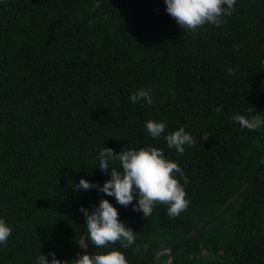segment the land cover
Wrapping results in <instances>:
<instances>
[{
    "label": "trees",
    "instance_id": "1",
    "mask_svg": "<svg viewBox=\"0 0 264 264\" xmlns=\"http://www.w3.org/2000/svg\"><path fill=\"white\" fill-rule=\"evenodd\" d=\"M224 19L219 28L186 31L164 0H0V219L12 228L0 264H37L41 254L50 262V252L71 262L112 250L127 264H156L158 248L249 180L264 155V126L241 129L231 117L264 118V0H236ZM141 88L151 90L152 106L130 101ZM148 120L166 122L160 138L149 136ZM181 127L197 140L183 155L164 139ZM104 147L161 149L188 177L184 184L176 174L188 209L169 218L167 205H156L143 217L135 199L123 207L95 188L74 190L81 178L102 187L111 167L122 171L118 161L108 173L98 168ZM102 199L135 233L128 249L90 241L79 209ZM166 259L158 255L159 264ZM169 264H264V163Z\"/></svg>",
    "mask_w": 264,
    "mask_h": 264
},
{
    "label": "clouds",
    "instance_id": "2",
    "mask_svg": "<svg viewBox=\"0 0 264 264\" xmlns=\"http://www.w3.org/2000/svg\"><path fill=\"white\" fill-rule=\"evenodd\" d=\"M166 12L177 24L186 31H195L198 27L204 25H213L221 27L226 21L224 17L230 16L234 9L236 0H164ZM99 2L94 4V8H99ZM107 20V16L104 17ZM234 69L227 68L226 74L232 75ZM134 104L146 103L152 106L154 97L150 89H138L129 97ZM220 112L221 108L213 109ZM251 111V109H250ZM231 119L237 122L241 129L255 131L264 126V118L260 115L235 114ZM166 122H157L148 120L145 124L147 133L153 139L160 138L164 133ZM208 133L200 136V139L207 141ZM168 148H175L183 155L185 145L193 146L197 140L191 134L187 133L183 127L164 135ZM99 169L108 173L110 162L118 161L122 171L116 167H111V178L107 180L102 187L90 183L81 178L78 185H74V190L97 189L108 196H113L116 202L127 207L136 200L133 205V211L142 212L143 217H149L153 213L156 205H167V216L177 218L186 211L190 201L186 199L184 186L176 178L178 173L183 178L184 184L189 182L188 177L180 166L167 160L161 149L156 147H145L140 150L123 149L115 153L112 148L104 147L98 155ZM80 212L86 219V228L88 237L93 245L99 248H108L117 242L124 249L136 243V235L133 230L125 223L119 220V213L115 207L106 199H102L98 206H93L90 210L80 207ZM12 234V228L9 227L4 219H0V245L7 247L8 239ZM141 249L136 247L134 252ZM148 251L147 245L143 248ZM48 255L52 257L49 262L44 254L38 256L37 264H127V260L120 251L112 250L107 253L78 254L77 258L69 261L58 260L54 252Z\"/></svg>",
    "mask_w": 264,
    "mask_h": 264
},
{
    "label": "water",
    "instance_id": "3",
    "mask_svg": "<svg viewBox=\"0 0 264 264\" xmlns=\"http://www.w3.org/2000/svg\"><path fill=\"white\" fill-rule=\"evenodd\" d=\"M264 163V155L262 160L260 161L259 165L256 167L254 173L252 176L249 178V180L230 198L228 199L214 214L211 216L207 217L205 220H203L201 223H199L195 228H193L189 233L181 237L180 239L176 240L175 242L158 248L155 251L154 258H155V263L159 264L158 261V255L160 253L166 252L167 253V261L166 264H169L172 258V254L175 251V249L184 243L188 238L194 236L200 229H202L205 225H207L210 221H212L214 218H216L217 215H219L230 203H232L237 197L244 191V189L247 187V185L250 183V181L253 179L254 175L256 172L259 170L260 166Z\"/></svg>",
    "mask_w": 264,
    "mask_h": 264
}]
</instances>
